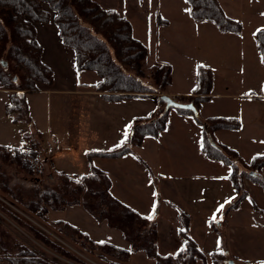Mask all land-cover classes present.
Segmentation results:
<instances>
[{
  "label": "trees",
  "instance_id": "1",
  "mask_svg": "<svg viewBox=\"0 0 264 264\" xmlns=\"http://www.w3.org/2000/svg\"><path fill=\"white\" fill-rule=\"evenodd\" d=\"M186 3L193 20L210 22L221 33L242 32L241 22L230 18L218 0H188ZM262 13L264 15V9ZM50 21L57 27L62 44L73 51L75 69L97 74L99 80L92 87L104 101L161 94L170 82L171 67L167 63L155 67L148 75L144 74L142 65L148 54L147 47L133 35L130 21L116 9H104L95 0H0V88L11 91L4 112L12 123L27 127L26 130L20 129L21 137L26 141L24 145L0 144V195L23 207L29 216L36 218L38 224L46 229L49 228L53 235L68 238L80 253L110 264H127L134 252H143L155 264H195L199 260L202 264H226L227 254L224 250L211 252L207 261L188 234L189 216L182 210L178 212L179 234L183 239L181 249L173 256L159 255L156 250V222L138 214L113 196L109 177L91 164L94 157L118 158L131 148L140 146L146 136L157 137L164 130L168 113L173 109H165L160 97L159 109L135 119L131 134L119 147L85 152L90 168L88 173L71 176L59 170L53 185L42 182L41 169L36 165L42 133L33 124L26 94L53 84V71L42 61L41 45L36 39L35 29L36 23ZM255 46L261 62L264 61V29L255 32ZM201 66H197L196 85L191 94L181 99L183 103H192L197 115L187 109H175L192 115L203 125V154L230 168L227 178L233 185L235 195L223 206L222 222L248 197L244 179L264 189V155L253 156L240 167L236 160L237 152L215 141L214 132L239 129L241 122L227 117H199V105L210 99L213 86V71ZM124 69L135 75L125 74ZM6 163L17 166L22 173L34 179L36 185L26 192L14 189L3 169ZM0 206L1 209L7 208L1 202ZM68 206H81L96 221H103L108 227L119 231L129 246L121 248L108 241H95L66 221L48 219L49 210L60 211ZM8 215L53 253L75 264H87L79 252L70 249L67 243L52 237L43 228L9 209ZM2 238L0 235V261L5 259L8 264H59L57 259H49L23 243H16L15 252H12Z\"/></svg>",
  "mask_w": 264,
  "mask_h": 264
},
{
  "label": "crops",
  "instance_id": "2",
  "mask_svg": "<svg viewBox=\"0 0 264 264\" xmlns=\"http://www.w3.org/2000/svg\"><path fill=\"white\" fill-rule=\"evenodd\" d=\"M117 11L126 18L127 14L130 15V13H126L125 11L123 13L121 10ZM169 23L168 20L167 26L170 30L171 25ZM42 24L36 25V39L41 45L42 61L53 71V84L51 87H41V90L38 92L27 93L26 100L33 124L36 123L34 124L35 128L42 133L41 152L44 153L45 148L50 152L48 160L52 161L53 157H57L60 160L70 159L79 161L80 163L82 154L85 155L87 150L116 147L127 140H125L124 133L125 131L129 133L135 119L145 117L158 110V107H160L158 94H149L144 97H129L120 100L117 104L114 103L115 105H108L101 98L99 92L95 91L92 87L99 80L94 71L83 70L93 72L94 75H91V81L84 82L77 80L74 85L73 83L71 84V87L64 86L63 82L64 79L67 80V76L62 77L60 75L59 81H61V86H57L58 81L51 64L52 62L45 56L43 46L39 41L38 29L40 27L38 28V26ZM47 30L51 32L50 29H46L45 32ZM55 30L58 36L57 28ZM174 31L179 32L177 29ZM60 43L61 46L65 47L61 39ZM69 50L74 58L73 51ZM259 60L261 62V57L260 59L255 58L254 62H259ZM195 85L196 80L193 88ZM10 93V90L0 88V144L8 146L17 145L18 136H21L20 129H27L26 126L12 123L5 115L4 106L8 102ZM39 93L44 94L45 102H48L43 126L36 122L32 111L31 99L33 97L31 98V96L38 95ZM73 93L76 95L75 102L78 101L85 108V120H82V125H85V140L79 131L71 129V127H74V122L70 119L71 117L62 113L64 105L71 99L61 97V95H73ZM171 95L172 98H174V95L178 97L176 93H172ZM187 95L184 94L174 99L181 102L180 97ZM215 95L218 94L214 93L212 88L209 94L210 99L200 103L199 108L212 102ZM222 95L231 96V99H233L232 97H243L244 99H238L241 105H237L233 112L206 115L203 119L211 116L235 118L241 122V127L236 130H219L214 132L215 141L235 150L237 152L236 160L239 162H248L253 156L264 155V148H255L259 152H256L248 159L243 160L242 156L245 149L252 148L250 145L258 143L261 139L257 133L262 132H259L257 128L263 125L261 122L264 120L261 113L264 110V87L258 94L249 92L246 96L228 93H222ZM144 98H151L153 102L151 101L150 105H146L142 102L145 101ZM133 99L136 100L134 101V105L127 102H131ZM254 100L261 102L260 106ZM41 101L35 99L34 103H40ZM54 103L56 110L53 113ZM175 110L168 113L165 128L159 132L157 137L146 136L140 146L131 148L129 152L121 157H94L91 161L93 163L99 162L100 166L98 168L110 179L111 194L122 203L146 218L153 215L152 211L155 205L158 211L156 215L160 216L157 218L156 225L159 231L161 230L159 225L164 227L162 228L164 233L162 243L169 239H173V241L180 239L178 212L182 210L190 219L188 234L196 242L199 250L204 255L224 250L226 254L233 256V259H231L233 264H250L249 257L258 260L261 254L258 251L255 252V248L249 242L256 238V232L254 231L261 230V227L251 229L247 228V226L256 225L253 221V214L262 212L263 215V208L254 202L247 205V198L251 194L258 192L260 188L258 187L255 189L257 191H255L247 184L248 197L241 203L239 208L233 210L230 216L221 222L223 208H220V206H224L235 195L233 185L227 178L230 168L220 161L207 158L203 154L201 150L203 125L192 115L183 113L177 109ZM138 111L144 112L143 115L139 116L137 114ZM64 131L70 134L71 142L63 140ZM48 144L50 147H48ZM60 170L66 171L65 168H60ZM217 209H220V211H217ZM80 210L79 206L66 207L64 210H60L61 213L66 215V218H54L51 220H67L71 222L72 219L70 218L74 217L75 214H79ZM51 211L55 210H49L47 213L48 217ZM214 214L215 219L213 220ZM166 217L170 218L172 227H169L168 222V224L164 223ZM150 220L155 222L153 217ZM71 223L76 224L74 221ZM218 225H220V228L215 229L214 227ZM94 227L95 225H86L85 227V232L91 237H93L92 232L95 230ZM217 232L220 233L222 242ZM116 233L122 243L118 242L117 235H113V244L121 248L128 247V245H125L121 234ZM105 235L107 238L109 237V233ZM107 238L100 240L107 241L109 240ZM259 238L263 239L261 236ZM158 243L157 238L156 247ZM164 245H166L165 247L170 246L171 242ZM260 247L263 249V251L260 249L261 252L264 253V245L261 244ZM141 253L144 255L143 252H136L135 254ZM158 254L160 253L158 252ZM247 256L248 258H246Z\"/></svg>",
  "mask_w": 264,
  "mask_h": 264
},
{
  "label": "rangeland",
  "instance_id": "3",
  "mask_svg": "<svg viewBox=\"0 0 264 264\" xmlns=\"http://www.w3.org/2000/svg\"><path fill=\"white\" fill-rule=\"evenodd\" d=\"M95 1L104 9H116L121 10L122 13L123 11L130 13V15L127 14V18L132 23L133 34L147 47L148 50V54L143 60L142 65L145 75H148L152 70H154L155 67L163 63H167L171 66L170 83L163 88V93L161 94L172 96V93H176L178 97L184 94L190 95V90L193 88L196 80L197 65L201 64L207 67L210 66L209 68L213 71V92L217 93L218 95L214 96L215 98L212 102L205 104L198 109V115L200 118H204L206 115L228 114L229 112H233L237 105H241V102H238V99H244L243 97H232L233 99H231V96H224L222 93L246 96L249 94V92H255L258 94L263 89L264 65L262 62H260V60L259 62L255 61V63L254 59H260V55L258 54L255 46V32L257 30L264 29V15L262 13L264 9V0H218L223 10L230 18L241 22L242 32L240 34L221 33L217 30L216 26L210 22L193 20L188 14V5L184 0ZM168 20L170 22L169 24L171 25L170 30L167 26ZM37 24L39 23L35 24V29ZM38 28L39 41L43 46L45 56L52 62L51 64L53 65L58 81L57 86H61V81H59L60 75L62 77L67 76V80L69 82L66 79H64L65 83L63 82L64 86L66 87H71V84L73 83L74 85L77 80L90 82L92 78L91 75H94L93 72L77 71L75 69L74 58L71 52H69L70 50L61 46L60 39L57 36L55 30L57 27L50 21L47 24L43 23L42 25L38 26ZM46 29H50L51 32L48 30L45 32ZM175 29L179 30V32H175ZM123 72L127 75H135L133 72L127 69H124ZM152 85L154 86L153 83ZM161 94H158V96ZM32 97V111L34 113L35 120L39 125L43 126L44 118L47 114L46 106L48 102H45V96L42 93L33 95L31 98ZM61 97H67L71 99L68 100L67 104L64 105L62 113L71 117L70 119L74 122V127H71V129L73 131H79L81 136H83L82 138L85 140V125H82V120H85L84 105L79 104L78 101L75 102L76 95H74V93L73 95L62 94ZM178 97H175L174 95V98ZM34 98L42 101L40 103H34ZM180 99H183V97H180ZM144 100L145 101L142 102L146 105H150L153 102L151 98H144ZM134 101L136 100L133 99L131 102H127L134 105ZM254 101L260 106L261 102H258L257 100ZM114 103L117 104L119 101L107 102L108 105H115ZM55 110L56 106L54 103L52 109L53 113ZM173 111L176 110L173 108L169 112ZM143 113L144 112L138 111L137 114L141 116ZM261 113L264 119V110H262ZM261 124L263 125H260L257 128L259 132H262L257 133L261 139L258 141V143L250 145L252 148L245 149L244 153L242 154L243 160L248 159L256 152H259L257 150L258 148H264V120L261 122ZM130 134L131 128L129 130L128 136ZM70 137V134L67 131H64L63 140L66 142H71ZM25 143L26 141L21 136H18L17 145H24ZM45 149L46 150L44 153L41 151L39 152V160L36 165L37 167H40L42 173V182L46 185L51 186L55 183V175L60 170V168H65V172L71 176H80L90 171L88 160L83 154L81 156L80 163L79 161H73L70 159L60 160L57 157H53L52 161H50L48 160L50 157V152L47 150V148ZM91 164L97 168L100 166L99 162L93 163L91 161ZM242 164L243 161L238 162L240 167ZM3 169L9 176L11 185L14 187V189L19 190V192H26L32 189L37 183L34 179L32 180L22 173L17 168V166L13 164L6 163L3 166ZM262 175L264 177V168L262 169ZM247 184L254 190L258 187L260 188L258 192L251 194L249 198H247V205H250L254 202L256 205L263 208V215L262 212L253 214V221L256 223V225L247 226V228L251 229L255 227H261V230L254 231L256 232V238L249 242V244L255 248V252L258 251L261 255H259L258 260L251 259L249 257L250 264H264V253L261 252L263 249L260 247L261 244L264 245V189L259 184L251 182L248 179H244V186L246 189ZM0 202L9 210L17 213L28 222L43 228L44 231L49 233L52 237L57 238L64 244L67 243L70 249L77 251L73 243H71L68 238H58L57 236L53 235L49 231V228L46 229L41 224H38L37 219L29 216L26 210L20 205H17L9 198H3L1 195ZM79 207L81 209L79 214H75L74 217L70 218L77 225L72 224V221L68 222L66 220V222L70 223L72 226L78 228L82 232H85L86 225H95V230L92 232V236L94 238L90 236L95 241H101L100 239L107 238L105 234L108 235L109 233V237L107 239L111 240L110 243L113 244L114 242V239H112L113 235H117L118 242H121L119 239L120 237L116 233L118 232L121 234L119 231L108 227L103 221H96L89 214H87L81 206ZM7 208L1 209L0 206V231H4L0 233V235L3 237L2 240L6 243V246L9 247L12 252H15L16 243H23L26 246L35 249L38 253L49 259H57L59 264H75L42 246L25 228H23V226L18 225L13 219L10 218ZM152 213V217L157 223V218L160 216L156 215V213H158L156 208L155 211H152ZM54 218L64 219L66 218V215L60 211H51L48 219L52 221L51 219ZM164 223H167L169 227H172L170 218L166 217ZM159 227H161L160 231L157 226V238L159 241L156 247L157 252H159V255L161 256L176 255L181 249L180 247H182V237L180 236L178 241L169 239L166 242H163L164 244H169L171 242L170 246L165 247L166 245L162 243L164 234L162 228L164 227L160 225ZM216 227L220 228V225ZM218 234L220 236V233ZM260 236L263 237V239L259 238ZM219 238L222 242V237L220 236ZM109 240L107 241L109 242ZM124 243L125 245H128L127 241ZM135 253L136 252L131 253L127 264H154L153 260H150L142 253ZM79 256L84 259L87 264H110L97 259L96 257L94 258L93 256L86 254L84 255L80 252ZM205 256L207 261H209L210 253H206ZM246 258H248V256ZM231 259H233V256L227 254L226 261ZM0 264H8V262L4 259L0 261ZM195 264H202V262L199 260Z\"/></svg>",
  "mask_w": 264,
  "mask_h": 264
},
{
  "label": "water",
  "instance_id": "4",
  "mask_svg": "<svg viewBox=\"0 0 264 264\" xmlns=\"http://www.w3.org/2000/svg\"><path fill=\"white\" fill-rule=\"evenodd\" d=\"M2 65L5 66L6 63L3 62ZM160 99L165 103V109L169 107L177 108V109H187V110L192 111L194 115H197V111L192 103H183V102L176 101L174 98H172L171 96L167 94H161ZM250 175H252L251 172H250ZM226 264H233V261L227 260Z\"/></svg>",
  "mask_w": 264,
  "mask_h": 264
},
{
  "label": "snow or ice",
  "instance_id": "5",
  "mask_svg": "<svg viewBox=\"0 0 264 264\" xmlns=\"http://www.w3.org/2000/svg\"><path fill=\"white\" fill-rule=\"evenodd\" d=\"M186 2H188V0H186ZM262 62H264V61H262ZM201 67H203V66H201ZM127 136H128V133H127V131H125V133H124L125 140L127 139ZM117 146L119 147V145H117ZM220 208H223V205H221ZM153 211H155V205L153 206ZM217 211H220V209H217ZM147 219H149V220L152 219V216L151 215L148 216ZM214 219H215V214L213 216V220ZM101 243H103V242H101ZM218 245H219V242H218Z\"/></svg>",
  "mask_w": 264,
  "mask_h": 264
},
{
  "label": "built area",
  "instance_id": "6",
  "mask_svg": "<svg viewBox=\"0 0 264 264\" xmlns=\"http://www.w3.org/2000/svg\"><path fill=\"white\" fill-rule=\"evenodd\" d=\"M48 147H50V145L48 144Z\"/></svg>",
  "mask_w": 264,
  "mask_h": 264
}]
</instances>
